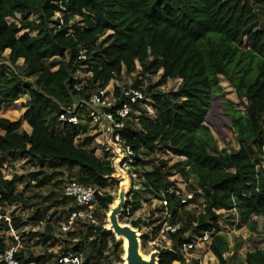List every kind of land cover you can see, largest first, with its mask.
<instances>
[{
  "label": "trees",
  "instance_id": "1",
  "mask_svg": "<svg viewBox=\"0 0 264 264\" xmlns=\"http://www.w3.org/2000/svg\"><path fill=\"white\" fill-rule=\"evenodd\" d=\"M57 14L60 18L55 19ZM74 19H78L75 25ZM258 22L254 4L246 0H0V56L9 51V65L0 64V111L5 113L28 97L21 101L25 111L20 120L0 117V217L6 208L27 207L17 187L26 178L38 181V174L3 179L1 171L13 163L12 156L40 167L76 171L71 181L84 187L104 191L117 186L110 162L75 143L77 129L62 125L58 117L61 108L105 87L122 72L132 74L138 64L142 77L161 72L160 81L143 91L153 117L145 114L137 121L139 129L130 123L124 131L138 156L136 167L143 170L140 155L158 157L153 169L140 172L142 189L160 199L172 184L168 178L179 175L189 191L204 200L203 211L192 216L183 212L175 196L164 194L170 223H181V229L169 235L170 249H158V264H184L179 250L190 240L188 233L201 236L213 229L209 250L220 264H228L229 243L216 224L215 211L235 208L239 224L251 230L257 219L264 224V170H255L264 144V29L258 30ZM79 71L88 76L78 79ZM220 77L234 90L237 101L225 98ZM173 79L180 80L175 91L160 90ZM140 85L137 81L133 87ZM218 98L224 102L221 115L212 112ZM217 119L224 126L215 127ZM22 121L30 132L21 130ZM211 128L220 141L226 140L223 130L228 129L238 148L218 151ZM82 130L86 132L87 126ZM91 140L83 139V145ZM174 157L184 160L169 165ZM45 184L39 181V186ZM138 197L137 191H129L121 216L129 204L139 205ZM113 201L105 192L98 196L94 218L99 224L69 232V239L78 242L65 241L59 254L77 253L88 264H110L105 252L111 245L110 256L120 261L121 242L103 228ZM61 204L67 216L74 209L65 197ZM41 218L36 211L33 220ZM141 224L140 219L131 222L134 229ZM10 228L20 242L44 239L36 233L19 234L22 223L17 217L0 223L3 235ZM46 231L52 229L47 226ZM8 240L14 244L12 238ZM11 245L0 236V254ZM15 258L19 264H45L44 257L25 256L22 251ZM241 264H264V249L246 254Z\"/></svg>",
  "mask_w": 264,
  "mask_h": 264
},
{
  "label": "rangeland",
  "instance_id": "2",
  "mask_svg": "<svg viewBox=\"0 0 264 264\" xmlns=\"http://www.w3.org/2000/svg\"><path fill=\"white\" fill-rule=\"evenodd\" d=\"M250 3L254 4L255 11L257 12V16L259 19L258 22V30L264 29V0H246ZM55 18H60L59 15H56ZM78 22V19H74L73 24L75 25ZM9 51H5L3 55L0 56V64L8 65L7 56ZM22 61L17 63V66H21ZM16 72H19L18 69H15ZM88 74L85 72L79 71L76 74L78 79H85ZM138 77H141V84L143 87H147L149 85H154L160 81L161 72L156 73L155 75H145L142 77L140 75V67L136 66L135 72L132 74H126L122 72L120 76H118L115 80L110 83L113 87H121L128 88L138 81ZM30 81V80H29ZM180 84V80L173 79L168 80L163 86L159 87L163 92H171L175 91ZM222 92L226 95V99H231L233 101H237L236 94L234 90L230 87L229 83L225 81L222 77H220L219 83ZM28 97L25 96L21 100L9 106L5 113L0 111V117L7 119L11 122H15L21 119L24 109L21 108V101L27 100ZM218 101L215 103H220L221 105H217L214 111H217L218 114H222L223 107V98H218ZM145 102L147 108H150L149 103ZM146 111V110H145ZM148 113V112H147ZM145 116V115H144ZM143 116V117H144ZM215 127L224 126V122L219 121L217 119L214 122ZM228 125V124H226ZM21 130L30 132L29 126L22 121ZM228 137L224 141L218 140L217 134L211 128V134L215 140H217V149L218 151L222 150H236L238 148L237 142L228 131V129L223 130ZM78 142V141H77ZM76 142V143H77ZM158 157L154 155H150L149 157H144L142 155L139 156L140 162L143 164V170H151L153 169L154 163ZM10 161L13 163L9 164L6 169L1 171V175L3 179L10 180L13 176H22L27 177L29 174H38V181H33L31 179L26 178V181L17 187L18 192H23L25 198L27 199V207H23L21 205L13 206L11 208L4 209L3 215L4 217H0V221L9 220L12 216L17 217L21 220L22 228L19 231V234H27V233H36L39 236H44V239L37 237L35 239H24L19 244V251H22L25 256L32 254L34 258L44 257L45 264L51 263L54 258L59 255L60 250L65 246V241L72 243H77L78 240H70L68 233H61V226L64 224L67 214L65 213V209L61 204V199L63 196V190L65 185L74 179L73 175L75 172H67L65 169H58L49 166L48 164H44V167H40L37 164L32 163L30 160L18 159L17 157H10ZM176 158L171 159L170 164L174 163ZM8 165V164H7ZM140 167H137L136 175L137 180L138 176L143 171ZM138 172V173H137ZM72 175L71 177H69ZM114 177V175H112ZM175 181H178V185L182 187V180L179 179L178 175L174 176ZM118 181L115 177L113 178ZM39 181L42 183H46L45 185L39 186ZM191 185H196V179L191 177L189 180ZM120 186V182H117V186H110L106 188L103 192L109 194L113 197L114 201L117 200L118 189ZM24 187H26L24 189ZM185 191H189L188 186L182 187ZM138 194V202L139 205L129 204L125 211V215L121 216L120 223L123 225H130L131 222L137 219L141 220V227L138 229L140 234V250L144 256H149L152 252V248L148 245L152 242H158L159 238L152 237L148 235V229L152 228L154 225L159 223L160 220V209L158 199L155 198L151 193L145 192L142 189L141 181L138 185H136L135 189ZM144 191V192H143ZM58 203V204H56ZM112 203V205H113ZM111 205V206H112ZM110 206V207H111ZM204 200L201 196L195 195V200L192 205L185 206L183 212L188 213L192 216H197L200 212L203 211ZM109 207V208H110ZM36 211H40L42 214V218L38 221L33 220L35 217ZM133 211L134 214L132 216H128V212ZM109 214V211L106 215ZM105 215V225L103 226L106 229L107 219ZM122 215V214H121ZM3 219V220H2ZM239 220V214L237 210L234 208V211L220 210L219 213V223L223 228L221 232L226 234L227 241L229 243L228 252L225 257L228 260V264H241L246 254L252 253L257 249H264V224L261 219H257V226L254 230H251L248 225H240L237 220ZM182 220H185V214H182ZM182 221V222H183ZM0 222V223H1ZM79 224V225H78ZM98 219L94 218V223H81L78 222L71 232L76 233L81 226H89V225H98ZM78 225V226H77ZM49 226L52 229V232L47 233L46 227ZM77 226V227H76ZM70 232V233H71ZM0 236H3L6 239L8 245H11V242L8 240V236L6 234L0 233ZM122 249L123 247V243ZM72 247V246H71ZM112 250V246L109 245L108 250H106L105 255L108 256V261L110 264H124L122 258L124 255L120 257V261L116 260L115 257L110 256V251ZM188 253V251H187ZM184 255L185 263L184 264H220L219 261L210 255H206V252L202 251V249H194L191 254ZM213 255V254H212Z\"/></svg>",
  "mask_w": 264,
  "mask_h": 264
},
{
  "label": "built area",
  "instance_id": "3",
  "mask_svg": "<svg viewBox=\"0 0 264 264\" xmlns=\"http://www.w3.org/2000/svg\"><path fill=\"white\" fill-rule=\"evenodd\" d=\"M17 18L19 17L17 16ZM8 21L11 22L10 20ZM60 24H62L61 21ZM80 58L83 57L81 56ZM136 66H138V64H136ZM138 81H141V77H138ZM110 82L105 87L98 88L87 94L86 98L74 102L71 107L61 108L58 121L62 125L75 127L78 131L75 143L77 141V143H82L81 147L93 151L95 157L101 160H108L113 169V175L118 182H121L122 178L120 173L116 171L117 169L128 176L129 191L131 189L136 191V185L140 183L139 180H137V167L135 166L136 157L138 156L124 137V131L128 128L130 123H135L136 127L139 129L137 121L145 114L149 117H153V110L151 106L147 108L145 105L148 98L143 93L145 89L143 84L137 88L133 87L135 83L128 88H121L113 87ZM116 88L119 90L117 95L115 93ZM79 90V86L76 85V91ZM148 103L150 105V100ZM84 125L87 126L86 132L82 130ZM87 138L92 139L90 144L83 145V139ZM175 158L177 161L184 160V158L174 157V159ZM255 170L257 172L264 170V144L260 148V162L256 164ZM174 176L176 175L168 178L172 184L164 194L175 196L184 207L192 205L195 200V193L182 189V187L187 186V184L182 181L183 184L182 187H180L178 181H175ZM179 179L182 180L180 177ZM102 193L103 191L96 188L84 187L75 181H69L64 187L63 196L74 204V209L61 226V233L67 234L71 232L78 222L94 223V210L97 204V197L102 196ZM164 194H161L162 198L158 199L161 221L148 229L149 236L153 238L157 236L159 238L158 242L148 244L152 248V251L170 249L171 240L169 235L175 234L181 229V223H170L172 216L171 210ZM228 211H234V208L226 210V212ZM219 213L220 211H215V214L218 216L216 224L219 227L220 233H223L221 232L223 228L219 223ZM236 220L239 224V220L235 219V221ZM5 221L8 222L9 220L7 219ZM157 226H159V228L157 232H154L153 229ZM213 232L214 229L212 232L204 233L201 236L195 233H188L190 240L185 242L179 250L183 259L185 260L184 255L189 256L188 254H191L194 249L199 248L206 252V255L214 257L209 250ZM6 235L14 240V244L9 246L3 254H0V264H19L18 260L15 258V255L19 252V235L11 228ZM46 264L88 263L85 262L82 255L70 252L59 254L51 263Z\"/></svg>",
  "mask_w": 264,
  "mask_h": 264
},
{
  "label": "water",
  "instance_id": "4",
  "mask_svg": "<svg viewBox=\"0 0 264 264\" xmlns=\"http://www.w3.org/2000/svg\"><path fill=\"white\" fill-rule=\"evenodd\" d=\"M116 171L120 173L122 181L118 189L117 203L109 208V214L106 215L109 227L105 230L113 234L115 240L121 242V244L123 239L126 240V250L122 249V255H125L124 259L122 258L124 264H158V251H152L147 258L141 253L138 229L119 222V217L124 211L129 195V178L118 169Z\"/></svg>",
  "mask_w": 264,
  "mask_h": 264
},
{
  "label": "bare ground",
  "instance_id": "5",
  "mask_svg": "<svg viewBox=\"0 0 264 264\" xmlns=\"http://www.w3.org/2000/svg\"><path fill=\"white\" fill-rule=\"evenodd\" d=\"M116 203H117V200L113 203V205H116ZM106 223H107L106 228H108V227H109V225H108V221H107ZM122 243H123V247H124V251H125V250H126V246H127V242H126L125 239H123V240H122ZM124 257H125V255L123 256V259H124ZM144 257L147 258V256H144Z\"/></svg>",
  "mask_w": 264,
  "mask_h": 264
}]
</instances>
